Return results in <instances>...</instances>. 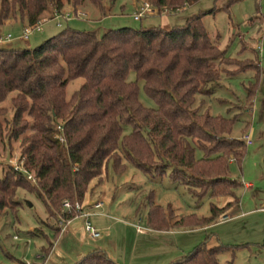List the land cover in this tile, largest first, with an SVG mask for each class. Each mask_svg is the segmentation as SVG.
<instances>
[{
  "label": "trees",
  "instance_id": "trees-1",
  "mask_svg": "<svg viewBox=\"0 0 264 264\" xmlns=\"http://www.w3.org/2000/svg\"><path fill=\"white\" fill-rule=\"evenodd\" d=\"M63 1L0 0V25L8 19L34 25L44 14L51 19L54 12L60 13L63 3L73 17L82 15L77 8L85 2L97 19L108 14L103 0ZM146 1L160 13L198 0ZM201 15L187 17L180 26L120 27L99 36L94 30L65 27L33 48L0 46V106L14 93L9 121L0 107V138L6 123L5 140L19 139V161L35 180L31 183L12 169L0 174V215L18 205L12 197L22 189L43 204L48 216L59 213L69 220L75 215L60 211L62 203L81 204L103 167L110 162L113 172L121 174L124 161L151 176L161 177L169 169V179L185 186L197 201L204 196L231 197L220 208L210 203L209 215L192 222L183 217L166 221L160 213L148 212L147 224L153 230L208 224L216 210L223 212L235 203L233 190L239 183L228 176V165L241 160L245 147L241 139L228 136L235 117L201 112L194 104L196 95L208 94L206 85L218 81L224 66L237 61L224 57L209 38ZM129 72L134 81L127 80ZM76 78L82 83L66 98L65 86ZM138 81L154 108L139 101ZM50 230L58 233L59 225ZM50 248V242L39 248L42 260ZM228 248L205 234L192 251L169 264H218L217 255ZM73 264L118 263L93 249Z\"/></svg>",
  "mask_w": 264,
  "mask_h": 264
},
{
  "label": "rangeland",
  "instance_id": "rangeland-1",
  "mask_svg": "<svg viewBox=\"0 0 264 264\" xmlns=\"http://www.w3.org/2000/svg\"><path fill=\"white\" fill-rule=\"evenodd\" d=\"M103 2L108 14L102 19L93 16L90 4L85 2L89 8L80 10L83 16L73 17L71 11L65 8L60 12L62 16L57 18L46 19L48 14H44L42 17L45 20L38 23L40 29H31L26 39L21 38V35L23 28L28 26L11 19L10 23L0 25V36L10 35V39L0 46L33 48L65 27L94 30L97 36L104 30L120 27L136 29L159 25L169 28L183 25L191 15L202 14L201 23L209 38L224 57L237 61L224 66L218 81L206 85L208 94L196 95L194 106L201 112L207 109L211 115L235 117L228 135L231 138L240 139L245 133L250 135V144L245 145L241 160L230 161L228 165V176L239 183L233 190L238 204L228 207L227 218L216 224L212 222L222 219L224 211L216 210L214 220L205 228L186 224L173 228L172 232L159 233L147 224L145 217L148 212L160 213L166 221L168 218L183 217L192 222L195 217L209 215V203L219 207L231 197L204 196L197 201L185 186L169 179V169L161 177L151 176L122 161L125 170L115 174L109 162L103 167L100 176L92 180L94 186L91 191L93 194L99 192L98 196L93 197L94 201L90 200L92 206L87 204L88 192L84 196L86 206L82 213L87 214V217L70 219L69 233L73 234L75 240L64 234L63 224L58 233H52L50 226H60V214L48 216L43 204L33 194L17 189L12 199L18 205H11L0 215V264H72L87 251L81 249V254L76 255L72 248L79 243L88 247L93 241L106 243L109 255L118 264H169L192 251L205 234H212L229 247L217 255L218 264H264V0H198L174 12L146 13L139 20H134L132 15L141 2L148 4V1ZM209 10L212 12L209 13ZM241 65L243 67L236 70ZM127 80H135L133 72H129ZM81 83L80 78L68 81L65 97L69 98ZM137 85L139 101L145 107L154 108L153 101L143 93L141 82L138 81ZM247 90H251L250 99L246 98ZM13 96L14 93L7 94L0 106L4 109L2 116L8 121L12 115L10 99ZM2 126L1 176L20 164L21 151L19 139L5 140L7 125L3 123ZM124 130L127 132L128 128ZM199 155L200 152L196 151V156ZM244 182L252 186L247 191L242 186ZM113 195L119 205L114 211H109L104 206L109 205ZM96 202H101V206L93 205ZM248 209L257 210L246 212ZM244 211L246 213L239 214ZM84 219L92 227H95L93 222L97 220L99 225L107 229L95 228L99 237L92 240L84 230ZM40 221L45 223L49 232L41 229L42 224H38ZM66 221L68 223L69 220ZM28 226L35 229L30 233ZM139 229L145 233H140ZM47 241L51 243L47 257L44 260L37 258L39 248L45 247Z\"/></svg>",
  "mask_w": 264,
  "mask_h": 264
},
{
  "label": "crops",
  "instance_id": "crops-1",
  "mask_svg": "<svg viewBox=\"0 0 264 264\" xmlns=\"http://www.w3.org/2000/svg\"><path fill=\"white\" fill-rule=\"evenodd\" d=\"M64 5H62V7L60 8V12H63V9L65 8V9H68V10H70V6L69 5H67V4H65V3H63ZM82 7V8H81ZM78 10H87V8H89V7H87L86 6V4H84V5H82ZM85 7H87V8H85ZM92 8V7H91ZM93 9V8H92ZM91 9V13H92V15L93 16H95V17H97L96 16V14H95V10L93 9L92 10ZM86 14V13H85ZM102 19V18H101ZM11 22V19H8V20H6L2 25H4L5 23H10ZM22 38V37H21ZM2 46V45H1ZM249 145V144H248ZM126 170H127V168H126ZM94 186V184L92 183V181H91V183L89 184V190H88V196H87V204H88V206L90 207V206H92L91 204L92 203H90V202H92V201H94V199H93V197L94 196H98V194H99V192L97 193V191H96V194L94 193L93 194V191H91ZM242 186L244 187V189H246V191H247V189H249L250 187H252L251 186V184L249 183V182H244V183H242ZM230 197V196H229ZM213 198H215V197H213ZM97 199V198H96ZM90 200H92V201H90ZM118 199H116V197H114V195L111 197V200H110V202H109V205H107V206H104L105 207V209H108L109 211L110 210H115V209H117L118 207ZM227 201H230V200H227ZM226 201V202H227ZM238 204V202H237V199H236V201H235V203H233L231 206H229V208L230 207H232L233 205H235V204ZM95 204V203H94ZM93 204V205H94ZM210 204V203H209ZM213 204V203H212ZM225 204V203H224ZM223 204V205H224ZM215 205V204H214ZM223 205H221V206H216L217 208H220V207H222ZM86 205H84V201H83V203L81 204V209L83 210L84 209V207H85ZM100 206H101V204H100ZM102 207H103V205H102ZM238 207V206H237ZM229 209H226L225 211H224V213L222 214V216H223V218L222 219H217L216 221H214V222H212L213 224H216V223H218V222H221V221H223V220H225L226 218H227V215H228V211ZM252 210H257V209H248L246 212H248V211H252ZM245 211L244 212H240L239 214H244V213H246ZM238 214V215H239ZM94 215H100V214H95L94 213ZM83 216H77V218L78 219H81ZM87 217V216H86ZM105 217H107V220L108 221H110V219H109V216L108 215H106ZM111 218V217H110ZM145 219H146V217H145ZM177 219V218H176ZM84 221H86V219H84ZM38 224H42V230L44 231V232H49V229L45 226V223H43L42 221H40V222H38ZM93 224L95 225V227L94 228H97V229H101V230H105V229H107V227L106 226H102V225H99V222L97 221V220H95L94 222H93ZM110 224H112V222L110 223ZM64 226H63V232H64V234L65 235H69V236H72V238L71 239H74L75 240V238L73 237V234L72 233H69V230H70V226H71V220L69 219V221H68V223L67 224H63ZM209 225V223L208 224H204V225H200L201 227H207ZM83 227H84V225H83ZM60 228H61V224H60V226H59V230H60ZM148 227H146L145 229H147ZM33 229H35V227L33 228V227H30V226H28V231H32ZM40 229V231L42 232V230ZM148 230V229H147ZM155 231H157V232H159V233H162V232H164V233H167V232H172V231H174L173 229H169V230H155ZM139 232L140 233H142V234H144L145 233V231H143V230H141V229H139ZM217 238V237H216ZM91 239V238H90ZM218 239V238H217ZM73 240V241H74ZM93 240V239H92ZM219 240V239H218ZM212 241V240H211ZM210 241V242H211ZM212 243V242H211ZM84 246H87V245H83V243H79L78 245H76V246H74L73 248H72V250L74 251V253L76 252V255L78 254H81V249H83V250H87L84 254H86V253H88L89 251H91V250H93V249H101V250H103L105 253H106V255L110 258V259H114V258H111V256L109 255V253H108V247L106 246V243H96V241H93L92 242V244L91 245H88V247H84ZM49 253V252H48ZM84 254H82L81 256H83ZM48 255V254H47ZM80 256V257H81ZM9 257V256H8ZM47 257V256H46ZM79 257V258H80ZM10 258V257H9ZM78 258V259H79ZM61 259H62V257H61ZM77 259V260H78ZM178 259V258H177ZM77 260H75V261H77ZM175 260V259H174ZM74 261V262H75ZM114 261V260H113ZM73 262V263H74ZM25 263V262H24ZM72 263V264H73Z\"/></svg>",
  "mask_w": 264,
  "mask_h": 264
},
{
  "label": "built area",
  "instance_id": "built-area-1",
  "mask_svg": "<svg viewBox=\"0 0 264 264\" xmlns=\"http://www.w3.org/2000/svg\"><path fill=\"white\" fill-rule=\"evenodd\" d=\"M146 13L151 14L153 13V9L145 2H141L140 5L137 7L136 12L133 13L132 18L134 20H139L140 18L143 17V15H145ZM59 16H62L61 13L58 12H54L53 13V17L52 18H57ZM45 19H41L40 22H42ZM38 22V23H40ZM38 23L28 26V27H24L23 31H22V35L21 37L23 39H26L27 34L30 32L31 29L36 28V29H40V27L38 26ZM57 25H59L57 23ZM10 39V35L7 34L5 36H0V44L3 43L4 41H8ZM243 143L246 145L250 144V135L249 133H245L241 136L240 138ZM59 140H62L61 136H59ZM14 170L19 171L20 173H22L25 177V179L31 183H34V177L32 175L31 172L26 171V169L22 166L21 162L19 165H16L14 167ZM101 202H96L94 205H100ZM62 211H71L73 212V214L75 215V217L77 216H83L86 217L87 214L82 213V209H81V204L78 202H74V203H70L68 201H64L62 203ZM60 224H67V221L60 218ZM84 230L85 232L88 234V236L91 239H96L99 237V233L96 231V229L94 227H92L87 221H84ZM37 258H40V255H36ZM41 259V258H40Z\"/></svg>",
  "mask_w": 264,
  "mask_h": 264
}]
</instances>
